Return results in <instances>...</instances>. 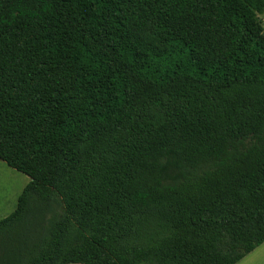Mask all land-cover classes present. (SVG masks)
Returning <instances> with one entry per match:
<instances>
[{"label":"trees","instance_id":"16d2710c","mask_svg":"<svg viewBox=\"0 0 264 264\" xmlns=\"http://www.w3.org/2000/svg\"><path fill=\"white\" fill-rule=\"evenodd\" d=\"M264 0H0V160L29 177L0 264H235L264 242Z\"/></svg>","mask_w":264,"mask_h":264},{"label":"rangeland","instance_id":"374dc122","mask_svg":"<svg viewBox=\"0 0 264 264\" xmlns=\"http://www.w3.org/2000/svg\"><path fill=\"white\" fill-rule=\"evenodd\" d=\"M260 18L264 27V12ZM28 181L27 175L12 169L0 160V219L14 210L17 195Z\"/></svg>","mask_w":264,"mask_h":264},{"label":"crops","instance_id":"0c3cea01","mask_svg":"<svg viewBox=\"0 0 264 264\" xmlns=\"http://www.w3.org/2000/svg\"><path fill=\"white\" fill-rule=\"evenodd\" d=\"M235 264H264V242L247 253Z\"/></svg>","mask_w":264,"mask_h":264}]
</instances>
